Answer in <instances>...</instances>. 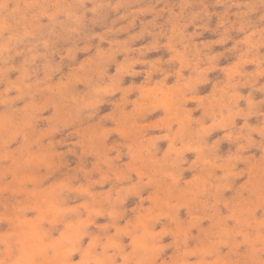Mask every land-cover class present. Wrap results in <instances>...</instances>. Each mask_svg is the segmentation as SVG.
Instances as JSON below:
<instances>
[{
	"label": "clouds",
	"instance_id": "9594fccd",
	"mask_svg": "<svg viewBox=\"0 0 264 264\" xmlns=\"http://www.w3.org/2000/svg\"><path fill=\"white\" fill-rule=\"evenodd\" d=\"M0 264H264V0H0Z\"/></svg>",
	"mask_w": 264,
	"mask_h": 264
},
{
	"label": "rangeland",
	"instance_id": "374dc122",
	"mask_svg": "<svg viewBox=\"0 0 264 264\" xmlns=\"http://www.w3.org/2000/svg\"><path fill=\"white\" fill-rule=\"evenodd\" d=\"M205 38H209V39H211V38H215L214 36H212V34L211 33H206L205 34ZM219 47V46H218ZM219 50V49H218ZM161 53H153V54H151V58H156L157 56H159ZM121 59H122V57H121ZM223 63H226V62H224V61H222V64ZM221 67H226V65H221ZM113 71H114V69H113ZM214 76H216V75H220V74H213ZM139 79H141V78H137V82H139ZM210 90V87L209 88H206L205 90H204V92L202 93V94H206V92L207 91H209ZM224 148H225V150L227 149V145H225L224 146ZM222 187H227V186H222Z\"/></svg>",
	"mask_w": 264,
	"mask_h": 264
}]
</instances>
